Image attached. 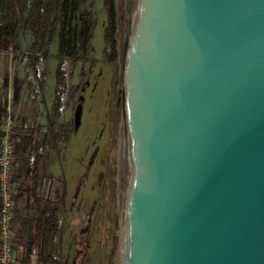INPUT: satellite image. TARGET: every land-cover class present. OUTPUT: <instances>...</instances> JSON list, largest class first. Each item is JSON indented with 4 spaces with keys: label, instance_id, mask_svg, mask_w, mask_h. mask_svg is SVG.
I'll use <instances>...</instances> for the list:
<instances>
[{
    "label": "water",
    "instance_id": "water-1",
    "mask_svg": "<svg viewBox=\"0 0 264 264\" xmlns=\"http://www.w3.org/2000/svg\"><path fill=\"white\" fill-rule=\"evenodd\" d=\"M128 2L122 264H264V0Z\"/></svg>",
    "mask_w": 264,
    "mask_h": 264
},
{
    "label": "trees",
    "instance_id": "trees-1",
    "mask_svg": "<svg viewBox=\"0 0 264 264\" xmlns=\"http://www.w3.org/2000/svg\"><path fill=\"white\" fill-rule=\"evenodd\" d=\"M97 2H101L105 14L104 53L106 60L113 65L115 77L118 71H123L121 66L123 43H118L117 38L124 30V0H0V52L5 40L13 43V50L7 51V55L9 53L10 56L14 55L20 59L21 68L25 71L21 83L24 86L30 85V100H39L43 95L48 61L51 57L50 47L52 43L57 44L53 97L48 109L41 112L46 122L41 124L39 117H36L28 125L11 124L10 139L13 145L16 131L22 130L28 134L25 152L30 159L26 160V164H37L40 159L51 154H54L58 163L63 157L62 152L74 130L73 118L65 120L64 113L69 106L75 107L82 86L81 82L71 83V78L77 62L86 59L95 23L94 7ZM79 75L82 81L85 77L83 66ZM113 96L117 97V92H114ZM120 115L121 107L115 100L109 117L113 138L117 132ZM16 160L14 147V162ZM115 174V167L111 162L108 163L102 191L108 190L112 198L116 189ZM65 195L64 191L58 201L39 213L21 210L19 216H15L16 212L13 210L12 232L15 231L18 219L27 226L41 224L42 250H39V256L42 264H63L61 246L64 237ZM106 215L109 217L110 214ZM116 248L117 236H114L112 255L115 254ZM31 255L30 250L13 264H30Z\"/></svg>",
    "mask_w": 264,
    "mask_h": 264
},
{
    "label": "rangeland",
    "instance_id": "rangeland-1",
    "mask_svg": "<svg viewBox=\"0 0 264 264\" xmlns=\"http://www.w3.org/2000/svg\"><path fill=\"white\" fill-rule=\"evenodd\" d=\"M94 11L95 23L86 59L77 62L71 78L73 84L82 83L79 98L75 107L69 106L64 113L65 120L73 118L74 130L56 166L57 175L54 177L55 182L63 187L62 195L64 191L66 194L61 246L63 264H122L119 192L121 179L129 164V143L122 113L115 138L109 117L115 100L121 107L123 71H118L114 77L113 65L106 60L103 44L105 14L101 2L96 3ZM123 15L124 30L117 38L118 43H123L121 66L124 39H129L132 17L128 0H124ZM9 48L8 52H12L13 43L5 40L0 52V69L13 72L16 67L21 68V63L18 57L7 55ZM50 49L46 78L48 97L53 94L56 42L51 44ZM82 66L85 77L81 81L79 71ZM114 92H117V97L113 96ZM110 162L116 169L113 198L108 190L102 191L106 166ZM76 190L78 192L74 197ZM114 236H117V248L112 255Z\"/></svg>",
    "mask_w": 264,
    "mask_h": 264
},
{
    "label": "crops",
    "instance_id": "crops-1",
    "mask_svg": "<svg viewBox=\"0 0 264 264\" xmlns=\"http://www.w3.org/2000/svg\"><path fill=\"white\" fill-rule=\"evenodd\" d=\"M1 55L4 54L1 53ZM24 76L23 68L16 67L13 72L0 69V143L7 117L10 118V124L13 123L14 125L17 123L28 125L36 117H39L41 124L46 122L41 112L48 109L53 97V94L52 97H48L46 79L42 97L39 100H30V85L24 86L21 83ZM15 134L14 147L17 160L14 162L12 170L14 181L13 210L16 212L15 216H19L21 210L39 213L48 209L52 203L61 198L63 187L54 180L57 175L58 167L56 166L59 163L54 154H51L49 157L40 159L37 164H26V160L30 159L25 152L28 134L22 130L16 131ZM42 232L41 224L36 223L27 226L21 223V219L16 221L11 249L14 262L27 255L31 250L30 264H42L39 256V250H42V241L40 240Z\"/></svg>",
    "mask_w": 264,
    "mask_h": 264
},
{
    "label": "built area",
    "instance_id": "built-area-1",
    "mask_svg": "<svg viewBox=\"0 0 264 264\" xmlns=\"http://www.w3.org/2000/svg\"><path fill=\"white\" fill-rule=\"evenodd\" d=\"M10 50L9 48L7 51ZM10 133V118L7 117V123L0 143V264H13L14 262L11 253L14 241V235L11 230L12 194L14 192V181L12 178L14 145L10 139Z\"/></svg>",
    "mask_w": 264,
    "mask_h": 264
},
{
    "label": "bare ground",
    "instance_id": "bare-ground-1",
    "mask_svg": "<svg viewBox=\"0 0 264 264\" xmlns=\"http://www.w3.org/2000/svg\"><path fill=\"white\" fill-rule=\"evenodd\" d=\"M132 32H133V25H132V17H131V26H130V31H129V38H130ZM123 231H124V227H123V219H122L121 220V248H122V240H123Z\"/></svg>",
    "mask_w": 264,
    "mask_h": 264
}]
</instances>
